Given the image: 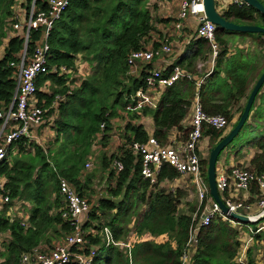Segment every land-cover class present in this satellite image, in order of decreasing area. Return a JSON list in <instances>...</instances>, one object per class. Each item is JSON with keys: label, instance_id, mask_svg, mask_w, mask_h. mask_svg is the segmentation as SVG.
Segmentation results:
<instances>
[{"label": "trees", "instance_id": "trees-1", "mask_svg": "<svg viewBox=\"0 0 264 264\" xmlns=\"http://www.w3.org/2000/svg\"><path fill=\"white\" fill-rule=\"evenodd\" d=\"M150 1L73 0L49 32V70L37 78L38 103L46 113L37 132L40 134L43 128H50L53 118L50 129L55 128L56 138L45 148L33 141H18L9 147L7 160L0 165V177L4 180L5 191L11 201L0 209V235L3 240L0 243V264H20L22 254L38 248L41 243L51 246L52 240L58 242L70 233V223L61 216L59 179H65L80 196L86 197L85 193L91 190L89 185L93 180L91 176H84L85 163L92 155L91 148L94 144L108 146L114 132L123 139V145L116 148V152L121 154L119 159L123 170L116 173L112 167L116 152L102 156V167L113 169L107 175L111 183L107 189L104 188L107 195L100 197L93 205L89 220L100 223L101 218L107 216V220L100 224L109 228L115 241L129 245L130 260L125 249L105 247L103 239L96 233L95 236H86L89 247L97 250L91 264H181L180 258L188 242L189 231L197 224L203 206L197 212L196 207L189 206V215L178 214L182 192L167 191L159 186L150 188L140 176V158L129 146L133 143L145 144L149 138H154L161 146H167L173 130L184 132L183 136H186L187 130H184L182 123L196 98L204 113L224 116L229 125L236 119L233 128L251 92L250 83L264 72V64L258 69L256 59L245 58L242 54L228 58L225 49L228 43L220 38L222 30H216V42L220 48L214 59V67L203 84L198 86L194 81L198 76L196 63L209 57L212 52L206 41L197 40L189 54L164 72L169 75L174 67H178L192 75L194 80H182L162 91L155 110L127 109L133 108L134 104L128 97L142 86L144 76L143 72L136 77L127 74L128 55L147 47L156 50L164 40L162 37L153 40L157 31L149 11ZM258 1L264 6V0ZM30 2L23 1L25 12ZM16 3L17 0H0V49L4 46L0 56L2 107L8 106L12 100L15 90V68L12 64L18 63L23 49L21 35H9L11 29L8 23ZM222 17L237 25L264 28V15L247 5H230ZM254 37L261 46L264 44L261 41L264 35L256 34ZM38 39L39 31L32 32L28 51L33 50ZM78 58L91 68L89 75L79 76L76 65ZM61 67L71 72L61 73ZM146 67L150 68V65ZM75 76L81 77L80 84H77ZM263 95L264 84L252 107L259 108ZM56 97L62 100L56 102ZM242 101H245L243 106ZM146 118L151 119V129ZM119 120L122 123L119 124ZM102 123L103 131L100 130ZM225 132V129H207L204 132L209 139L210 150ZM97 136L100 137L99 141L95 140ZM246 145L256 152L245 170L257 176L264 175V134ZM207 163L208 159L200 160L202 176L208 187ZM177 177L171 167L164 165L159 184ZM125 186V197L116 204L114 200L120 197ZM136 187L140 194L136 204L139 208H145L138 216L129 213L131 204L128 207L125 205V202H130L126 199L128 193ZM249 190L256 198L250 199L247 204L264 198L255 183L250 185ZM208 197L211 198L209 194ZM220 197L228 198L226 192ZM13 203L28 211L26 228L19 225L17 218L10 221L9 206L17 205ZM193 213H196L195 220L190 215ZM263 220L232 226L214 217L209 226L197 232L189 264H240L237 259L241 233H249L248 228L254 229ZM87 227L89 224L84 228ZM254 238L262 239L264 233L254 235ZM102 249H107V253L101 262ZM82 250L71 248L72 253L89 255L88 248ZM245 263L254 264L249 252L245 253Z\"/></svg>", "mask_w": 264, "mask_h": 264}, {"label": "built area", "instance_id": "built-area-1", "mask_svg": "<svg viewBox=\"0 0 264 264\" xmlns=\"http://www.w3.org/2000/svg\"><path fill=\"white\" fill-rule=\"evenodd\" d=\"M23 1L17 0L13 15L8 23V27L11 29L9 35H21L23 49L19 54L18 63L15 65L12 64L15 68V90L12 100L6 107L0 105V165L7 160L9 147L12 144L22 140L33 142H37L38 140L37 129L43 123L46 111L38 103L37 93L39 90L37 88V78L42 74H46L49 70L47 67V59L49 56L47 39L49 32L73 0H31L29 9L26 12L22 7ZM179 1L178 18L183 20L190 15L197 20L195 39L204 40L210 45L212 60H214L219 51V46L216 42L217 28L214 24L206 20L203 0ZM227 1L230 5H243L240 0ZM42 26H45V33L42 44L39 45L41 36L40 29ZM179 27L180 24L178 23L176 28ZM35 31H39V39L36 41V46L33 50L28 51L27 47L31 33ZM171 51L170 42L166 38L156 50L147 48L132 51L128 55L127 74L130 77H136L143 72L144 76L142 86L128 97V100L134 104L132 106L133 108L127 107V109H133V111H139L143 108L155 110L162 91L173 87L182 80H194L192 75L184 72L180 68H174L172 73L165 75L162 70L146 67L147 65H151L155 58L168 55ZM85 65L86 69L91 71V68L86 63ZM60 71L61 73L71 72L64 67H61ZM77 71L79 74L78 67ZM90 73L79 74V76L83 77ZM196 84L198 86L202 84V79L196 81ZM60 100H62L61 97H56V102ZM228 126L229 123L224 116L204 113L196 98L191 111L190 124L188 125L186 136H183L184 132H178V135L175 137L169 135L167 146H161L154 138H149L145 144L133 143L129 146L130 150L139 156L140 176L142 180L148 182L150 188L159 186V188H164L167 191L171 190L172 192L174 190L168 187L169 184L175 183L178 179L189 181L194 187L197 196L198 205L196 212L203 206L197 224L189 231L188 242L180 258L181 264L189 262V255L193 252L196 243L197 232L200 228L209 226L214 217H219L223 222L237 226L238 224L230 219L229 214L235 213L247 216L251 221L250 224L260 222L259 218L264 215V198L251 205L247 204L246 200H235L230 197L222 199L220 197L228 209V213L223 214L212 198L208 197L209 189L204 182L200 168L201 142L204 132L207 129H225V131H228ZM103 129L104 124L102 123L100 130L103 131ZM99 138L97 136L95 140L99 141ZM115 154L116 158L112 162V167L117 173L123 170V164L119 159L121 154ZM92 159L93 157L91 156L88 158V161L85 163V170L92 168ZM164 165L171 167L178 177L173 181L164 180L159 184V177ZM252 183L258 186L260 195L264 197V175L257 176L246 171L245 168L240 167H233L229 172H216V187L219 195L229 191L231 188L246 192ZM0 192L1 209L2 206L9 205L11 202L5 191L4 180L1 177ZM59 194L62 201V208H60L61 216L63 220L70 223V233L51 247H38L29 253L22 254L20 264H68L70 262L91 264L92 258L97 250L89 247L86 236H95L96 233L103 239L105 247L113 246L125 249L128 252L130 260L129 245L115 241L109 228L102 226L100 231L95 232H85L83 230L82 222L89 215L95 203L93 204L89 201L88 197L80 196L76 192V189L62 178L59 179ZM100 197L98 195L96 200ZM20 203L24 204L22 202ZM254 207L256 208L253 209ZM26 208L28 209L27 206ZM8 216L10 217V221L17 218L21 227H27L29 213L27 210L22 209L19 204L9 206ZM192 219H196V213L192 214ZM100 223H104L103 218H101ZM248 231L252 237L264 233V220L257 224L254 229L248 228ZM2 241V235H0V243ZM247 244L248 242L245 244V248ZM72 247H77L79 251H83V248H88L89 255L72 253ZM245 248H242L238 254L237 260L240 264H246Z\"/></svg>", "mask_w": 264, "mask_h": 264}, {"label": "crops", "instance_id": "crops-1", "mask_svg": "<svg viewBox=\"0 0 264 264\" xmlns=\"http://www.w3.org/2000/svg\"><path fill=\"white\" fill-rule=\"evenodd\" d=\"M179 2H180L179 0L150 1L149 11L152 14L155 30L157 31L155 37L157 39L161 37L164 39L167 38L172 48L170 54L162 55L161 57L155 58L150 65V69H159L165 72L170 67L175 65V63L178 60L189 54L191 47H193V44L197 41V39H195L197 20L190 15L183 20L179 19L178 18ZM215 6L217 12L222 15L230 6V3H228L227 0H215ZM178 23L180 24V27L176 28V25ZM240 34H245V35L242 36ZM248 35H253V36H248ZM255 35L256 34L227 32V31L221 33L222 39L224 41H227L228 43L225 46L226 56L230 58L237 54H242L245 58L256 59L258 61L256 66L259 65L258 67L259 69L261 67L260 65L264 64V44L261 46L257 38L254 37ZM153 40L155 39L153 38ZM261 41L264 43V37H261ZM213 67H214V60H212L211 57H207L206 59H199L196 63V73L198 74V76L194 81H199V79H202V84H203L206 77H208L209 74L211 73ZM174 68H178V67H174ZM221 75L223 77V74ZM256 80L254 78L250 83V91L255 85ZM194 104H195V99L192 101L189 114L186 116L185 120L182 123L184 130H187L188 125L190 124V116ZM244 104L245 101H242L241 105L243 106ZM145 121L148 123L151 129L152 128L151 119L146 118ZM151 131L152 130H150V132ZM177 135H178V131L176 130H173L170 134L171 137H175ZM208 141H209L208 137L203 136L201 142V151L205 150L204 147L208 143ZM111 143L112 144L111 146L108 147V149L111 147L110 153L112 154L117 151L116 150L117 147L123 145V139L112 137ZM255 152H256L255 149L250 148L248 146L244 147L242 151L240 152L234 151V153H230V155H228V150H227L224 156L220 160H218L216 164V172L217 173H221L225 171L228 172L233 167H240V168L247 167L250 159L252 158ZM178 180H183V179H178ZM178 180H176L175 183L171 185L169 184L168 187L176 186L175 184L179 183L177 182ZM180 188H184V190L190 192V189L188 191L185 187H180ZM226 193H227V197L233 198L235 200H246L248 202L250 199L256 198L255 195L251 194L250 190L243 192L231 188ZM106 195L107 194L104 192V196ZM188 197L191 198V196ZM193 204L197 208L198 205L197 198L195 199ZM253 204L255 203H252L251 205ZM255 208L256 207H254L253 209ZM181 214L189 215V213L186 214L184 212ZM240 241H241L240 250L242 248H245V244L248 242L247 247L245 248V253L249 252V256L254 264H264V238L258 240L254 238V236L252 237L249 233L245 231L241 233ZM54 242L56 243V241L52 240L51 246L55 244ZM51 246L45 243H41L39 248H48ZM191 255L192 253H190L189 258L191 257ZM186 264H189V262H187Z\"/></svg>", "mask_w": 264, "mask_h": 264}, {"label": "rangeland", "instance_id": "rangeland-1", "mask_svg": "<svg viewBox=\"0 0 264 264\" xmlns=\"http://www.w3.org/2000/svg\"><path fill=\"white\" fill-rule=\"evenodd\" d=\"M223 32L224 31H222V33ZM220 38H222V37H220ZM155 40H158V39L155 37ZM3 48H4V46L1 47V49H0V56L3 53ZM147 48H149V47H147ZM209 57L212 58V55H209ZM76 62H77L76 64H77V67L79 69L80 75L91 72V71H88L86 69L85 63L80 58H78L76 60ZM75 78H76L77 84H79L81 77L75 76ZM235 120H234V122H235ZM50 121L52 123V124H50V128H51V126L53 125L54 119L52 118ZM120 123H122L121 120H119V124ZM231 127H232V124H230L228 126V128H230V129H231ZM50 128H43L41 133L37 134L38 135V140H37L38 143L37 142L36 143L38 145L41 144V146L44 145V148L46 147V145L48 143L54 141V139L56 138L55 128L54 127H52V129H50ZM227 132H225V134H227ZM263 134H264V95L260 98L259 108H256V106L252 107V109L250 110L248 121L246 122V126H244L242 128V130L240 131V133L236 137V139L233 141V143H231V145L229 147H227L226 150L220 154L219 160L224 156V154L227 150H228V155H230V153H234V151L240 152L243 150L244 147L247 146L246 145L247 142H249L252 139L258 138V137L262 136ZM112 137L113 138H119V133H116V132L112 133V135L110 137L111 140H112ZM111 140H109L108 146H106V147H102L99 144L98 145L94 144L92 146L91 157H93V159L91 161L93 162V166L90 170H85V168H84V176H86V177L91 176L93 179L91 181V184L89 185L91 190L88 189L85 193L86 197H88L89 201H91L93 204L95 203L96 197L98 195H99V197L104 195V192H105L104 188L107 189L111 183V182H109L107 175L113 169L111 167L104 169L101 165L102 156L103 155L109 156L111 154L110 153L111 147L108 149V147L111 146V144H112ZM204 148H205V150H202V151L200 150V157L203 160H205V159L207 160L208 156H209V151H210L209 141L205 145ZM177 182H179V183H176L175 184L176 186H173L170 189H173L174 191H177L180 187H185L188 191L190 189V192H187L186 190H184V188H180L178 190V191L182 192L183 197L181 198L177 213L181 214L184 212L187 214V213H189V206L196 207L193 203H194L195 199L197 198V196H196L194 187L190 184L189 181L178 180ZM113 184H114V182L112 181L111 185L113 186ZM137 189H138L137 187L133 188L128 193V196L126 199H129L130 202H125L126 203L125 205L127 207L129 206V204H131V206L129 208V213H134V215H136V216L141 214L142 209L143 210L145 209V208H139L136 204L138 199H139V195H140ZM189 193H190V195H189ZM188 196H191V198H189ZM190 201H192V202H190ZM13 204H17V203H13ZM107 218H108L107 216H104L103 221L105 222L107 220ZM86 224H89V227L84 228ZM82 226H83V230L85 232H87V231L88 232L89 231L95 232L97 228L102 227V225L99 223L98 220L90 221L89 215L83 220ZM250 226H253V225H250ZM106 253H107V249H102V252L100 255L101 262L104 260Z\"/></svg>", "mask_w": 264, "mask_h": 264}, {"label": "water", "instance_id": "water-1", "mask_svg": "<svg viewBox=\"0 0 264 264\" xmlns=\"http://www.w3.org/2000/svg\"><path fill=\"white\" fill-rule=\"evenodd\" d=\"M243 5L250 6L258 11V13L264 15V6L258 0H240ZM203 9L206 20L214 24L217 30L227 31V32H237V33H251V34H262L264 35V28L260 26H251V25H237L234 23L227 22L221 14H219L216 10L215 0H203ZM45 33V26H42L40 29V42L39 45L42 44L43 36ZM264 84V72L260 75L258 80L256 81L255 85L253 86L248 99L246 100V104L244 109L237 121L236 125L231 128L227 134H225L209 151L208 156V163H207V183L209 189V195L212 200L218 205L221 212L223 214L228 213V209L225 207L223 201L220 198V195L217 191L216 187V164L218 162V158L222 152L226 150L227 147L233 143L236 137L239 135L240 131L242 130L244 124L249 118L251 107L255 101V98L258 95L259 90ZM126 186L123 188L120 197L114 202L116 204L123 201L125 194H126ZM231 220L235 221L236 223L241 224H250L251 221L247 216L238 215L235 213L229 214ZM264 215L259 218V220H263Z\"/></svg>", "mask_w": 264, "mask_h": 264}]
</instances>
